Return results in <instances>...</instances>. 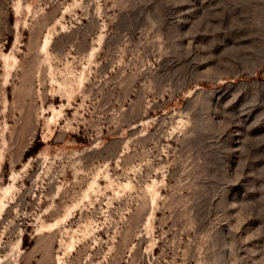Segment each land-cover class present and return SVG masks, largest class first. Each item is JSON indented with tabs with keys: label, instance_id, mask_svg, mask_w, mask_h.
I'll return each mask as SVG.
<instances>
[{
	"label": "rangeland",
	"instance_id": "374dc122",
	"mask_svg": "<svg viewBox=\"0 0 264 264\" xmlns=\"http://www.w3.org/2000/svg\"><path fill=\"white\" fill-rule=\"evenodd\" d=\"M0 264H264V0H0Z\"/></svg>",
	"mask_w": 264,
	"mask_h": 264
}]
</instances>
